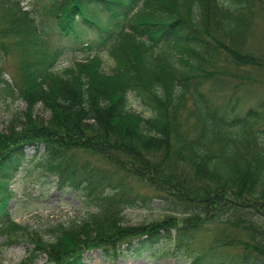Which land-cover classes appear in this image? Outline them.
Listing matches in <instances>:
<instances>
[{
    "label": "trees",
    "instance_id": "obj_1",
    "mask_svg": "<svg viewBox=\"0 0 264 264\" xmlns=\"http://www.w3.org/2000/svg\"><path fill=\"white\" fill-rule=\"evenodd\" d=\"M37 1L33 15L0 18V28L5 20L11 35L20 37L23 79L19 91L0 73V92L26 103L0 132V233L17 226L9 184L32 159L27 150L33 147L57 189L76 191L88 208L41 245L49 264H86L85 252L96 249L106 262L150 254L189 264H264V143L257 151L253 129L264 100L244 112L240 86L223 109L201 92L205 83L225 88L217 67L226 50L235 53L232 47L256 28L255 1ZM26 23L33 32L23 28ZM53 35L89 55L58 70L68 49ZM41 46L34 60L30 51ZM103 49L114 61L110 72L103 70ZM235 55L231 64L241 59ZM188 94L198 119L193 126L184 120ZM130 96L149 116L134 111ZM40 105L48 119L37 114ZM258 136L264 142V130ZM254 139L251 151L241 150V141L249 146ZM216 143H223L218 153ZM199 159L207 175L196 167ZM138 182L153 194L134 191ZM153 198L170 216L150 225L125 223L127 209L147 208ZM173 214L184 216L181 224ZM200 232L213 240L194 252ZM39 258L35 252L29 264Z\"/></svg>",
    "mask_w": 264,
    "mask_h": 264
},
{
    "label": "rangeland",
    "instance_id": "obj_2",
    "mask_svg": "<svg viewBox=\"0 0 264 264\" xmlns=\"http://www.w3.org/2000/svg\"><path fill=\"white\" fill-rule=\"evenodd\" d=\"M254 1L255 8L252 14L256 22V28L246 32L243 37V44L238 47H232V50L236 51L235 53L226 50V53L222 57L221 65L216 66L219 72L218 75L215 74L216 77L227 81L225 88L221 89L218 87L214 89L212 85L202 83L204 86H202L201 92L211 101L213 108L218 107L223 109L226 107V104L221 107L219 106L224 101L229 100V96L233 95L235 86H240L241 88L242 93L240 92V97L241 99L243 98V102H240V109L244 110V112L249 107L258 109L256 101L259 98L264 100V65L258 64V62L264 63V0ZM37 7H39L37 0H0V18L8 16L7 19L9 20L10 18L18 17L19 11L25 13L28 11L30 15H33V10L36 11ZM2 22L3 25L0 28V73L4 74V79L13 87L17 85L20 91L23 80L20 71V37L11 35L12 31L9 27L11 24L9 22L7 23L5 20ZM23 28L28 31L30 30L29 33L33 32L31 23H26ZM25 30H22L23 36L27 34ZM115 30L117 31L116 33H119V29ZM53 38L57 43L59 39L55 36ZM34 41L36 42L38 39L34 38ZM60 44L65 45L68 50L58 62V70L73 66L77 61H84L89 55L88 52L77 49L71 42H60ZM43 49L44 46L34 47L30 51L32 58L38 60ZM98 52L104 61L103 70L110 72L114 66V61L105 49ZM236 53L240 54L241 59L236 64H231L229 60L236 59L238 55H235ZM227 56L228 58H226ZM251 59L255 64L252 63ZM215 68H209V70L214 71ZM17 94H19L18 91ZM130 97L131 101L134 102V111L149 116L150 113L140 106L135 98ZM184 104L186 109L183 110V113L186 114L184 120L188 125L193 126L198 119L195 114L191 113L194 108L192 95H187ZM25 109L26 103L24 101L7 97L4 92H0V132L6 131L14 113ZM36 112L43 118L48 119L50 117L49 111L43 109L42 105L38 106ZM259 115L261 119L257 120V123L253 126V129L257 130L256 137L259 141L254 139L249 146H247V141L240 142L241 150H246V153L248 152L247 148L249 150L253 148L256 141H258L256 143L257 151L260 148L259 143H264L263 139L258 136L261 130H264V109L260 110ZM222 146L223 143L214 144L213 152L218 153ZM30 148L27 152L32 159L23 170L14 176L9 184V196L11 198L9 212L15 219L17 226L15 228L5 227L2 233H0V264H25L26 262L29 264L35 252L40 258L33 263L31 262V264H49L50 258L45 254L46 249H42L41 245L52 240L56 227L59 224L80 219L88 212V208L83 203V197L76 191L70 189L60 192L57 189V186L54 184V178L49 177L50 174L42 171L40 162L36 159L37 150L33 149V147ZM187 157L190 158L191 156ZM201 162L199 159L196 167L202 171V175H207ZM187 169L189 170V165ZM44 171L47 172L45 169ZM200 179L203 181L209 180L212 187L215 186V181L210 180L209 176H201ZM136 190L153 194V190L141 182L134 184V191ZM124 214L127 225L140 226L161 222L167 216H170L171 213L162 209V203L159 198H153L152 204L149 203L147 208L127 209ZM173 217L177 219L179 224L184 220V216L173 214ZM236 232L233 231L232 234L235 236ZM240 236L242 238L246 237L247 233L242 231ZM204 240H213V234L200 232L192 246L194 252H198L206 246L202 242ZM161 256H152L150 254L141 257L123 256L114 262H106L100 250L96 249L84 254L86 264H189L185 259Z\"/></svg>",
    "mask_w": 264,
    "mask_h": 264
}]
</instances>
